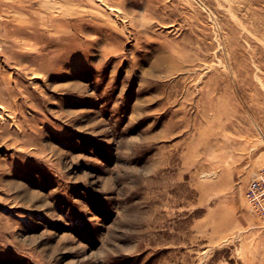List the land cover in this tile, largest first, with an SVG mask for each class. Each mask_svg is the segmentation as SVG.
<instances>
[{
  "label": "rangeland",
  "instance_id": "obj_1",
  "mask_svg": "<svg viewBox=\"0 0 264 264\" xmlns=\"http://www.w3.org/2000/svg\"><path fill=\"white\" fill-rule=\"evenodd\" d=\"M264 0H0V264H264Z\"/></svg>",
  "mask_w": 264,
  "mask_h": 264
},
{
  "label": "built area",
  "instance_id": "obj_2",
  "mask_svg": "<svg viewBox=\"0 0 264 264\" xmlns=\"http://www.w3.org/2000/svg\"><path fill=\"white\" fill-rule=\"evenodd\" d=\"M245 196L250 206L264 217V166L254 172L248 181Z\"/></svg>",
  "mask_w": 264,
  "mask_h": 264
}]
</instances>
